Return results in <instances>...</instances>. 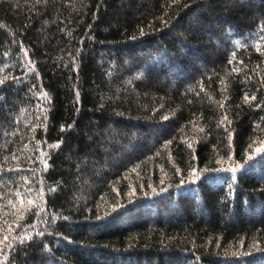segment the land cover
<instances>
[{
	"label": "trees",
	"instance_id": "obj_1",
	"mask_svg": "<svg viewBox=\"0 0 264 264\" xmlns=\"http://www.w3.org/2000/svg\"><path fill=\"white\" fill-rule=\"evenodd\" d=\"M0 264H264V0H0Z\"/></svg>",
	"mask_w": 264,
	"mask_h": 264
}]
</instances>
